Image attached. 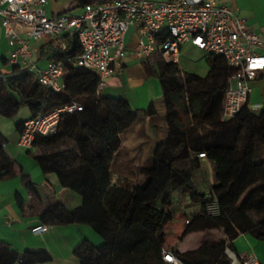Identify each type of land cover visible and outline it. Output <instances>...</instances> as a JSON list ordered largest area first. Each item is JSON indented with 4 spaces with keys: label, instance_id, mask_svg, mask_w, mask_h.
I'll return each instance as SVG.
<instances>
[{
    "label": "trees",
    "instance_id": "1",
    "mask_svg": "<svg viewBox=\"0 0 264 264\" xmlns=\"http://www.w3.org/2000/svg\"><path fill=\"white\" fill-rule=\"evenodd\" d=\"M96 1L105 0L90 2ZM63 43L64 49L60 42H52L46 52L49 61L63 63L61 92L36 80L30 95L34 72L18 66H13L15 77L8 81L14 79L20 88L29 82L17 94L32 117L72 102L82 107L79 112L61 117L55 134L37 136L32 152L44 172H54L60 186L81 199L80 206L73 210L57 202L49 203L40 213L41 224L87 225L102 239L99 247L81 241L73 251L80 264H164L161 252L165 249L164 230L172 221L168 210L172 191L187 194L193 204L200 205V212L187 220L179 241L206 231L220 235L217 242L196 249L184 245L168 249L181 264H233L238 258L233 241L238 236L245 234L264 241V127L254 128V115L247 105L233 120L221 121L222 98L234 73L221 57L207 54L206 77L181 76L178 66L168 65L160 58L155 61L169 134L164 143L154 142L151 164L138 171L141 181L129 188L110 182V163L119 149L120 134L137 118L155 115L154 104L135 110L120 97L100 96L96 74L68 62L81 52L77 42L65 38ZM143 65L146 73H151L152 67ZM202 98H206L204 110L200 108ZM9 100H5L9 103L7 115L21 104L14 99L11 104ZM197 128L202 134L197 133ZM194 153L204 154L216 165L215 182L208 194L193 183L192 169L177 167ZM2 168L10 173L7 164ZM212 201L218 207L215 216L206 213V206ZM50 261L44 250L18 254L7 246L0 247V264Z\"/></svg>",
    "mask_w": 264,
    "mask_h": 264
},
{
    "label": "crops",
    "instance_id": "2",
    "mask_svg": "<svg viewBox=\"0 0 264 264\" xmlns=\"http://www.w3.org/2000/svg\"><path fill=\"white\" fill-rule=\"evenodd\" d=\"M90 1L48 0L45 12L49 17L66 13L79 15L82 14L85 4L92 3ZM221 3L235 10L237 16L245 20L250 30L264 35V0H221ZM17 32L19 37L25 39L20 30ZM55 41L54 38H45L39 42L29 41L30 60L35 66L34 74L30 78V95L33 93L32 85L36 82V71L46 67L49 61L46 56L48 46ZM140 42H145V39L139 35L136 27L130 28L124 37L125 56L115 59V73L106 80L104 88L99 92L103 97H120L135 110H145L151 103L156 110V114L151 117L137 118L119 136V149L114 154L109 167L110 182L118 185L127 184L129 188H133L141 181L138 171L151 164L154 142L164 143L169 134L163 89L154 68V63L159 57L154 54L149 59L137 58L134 51ZM11 51L12 48L4 37L0 21V77L2 78L0 81V247L7 246L18 254L27 250H44L51 257V261L46 264H80L73 251L81 241H89L94 246L102 242L93 234L89 226L81 224L48 226L47 231L38 237H34L31 232L41 224L40 213L49 203L57 202L66 209L73 210L80 206L81 199L74 192L62 188L54 172L42 170L33 157L34 149L26 150L17 146L22 123L32 118V115L28 106L24 101H20L17 94L19 91H24L23 88L29 82L22 84L20 88L14 79L11 83L8 81L15 77L12 73L13 66L8 62ZM185 53L199 54L202 57L206 65L203 74L181 71V60ZM207 57L206 53L190 44L182 46L178 64L181 76L192 74L206 77L209 72ZM144 63L152 67L151 73H146ZM228 82L229 79L227 86ZM25 91L28 93L29 88ZM6 99H10L11 104L14 103L13 99L21 103L9 115H7L9 103L5 101ZM202 99L203 105L200 108L204 110L206 98ZM247 105L254 115L252 120L254 128L264 127V72L250 83ZM202 125L209 128L206 122ZM197 133L202 134L200 128H197ZM197 155L198 153H194L183 162L192 164L193 168L203 172L202 175L206 170L212 172L211 161L207 157L198 158ZM4 164L8 165L10 173H6L2 168ZM193 168L188 169L193 170ZM195 176L196 173L195 175L192 173L193 180ZM200 178L204 190L197 189L204 194L210 193L212 180L208 185L204 176ZM28 183L31 184V189ZM129 184H132V187ZM219 239L218 233L206 231L188 235L174 248L184 245L196 249L199 246L215 243ZM233 246L238 254L236 259L231 255L234 258L233 264H241L240 259L245 255H253L259 264H264V241L242 234L233 241Z\"/></svg>",
    "mask_w": 264,
    "mask_h": 264
},
{
    "label": "built area",
    "instance_id": "3",
    "mask_svg": "<svg viewBox=\"0 0 264 264\" xmlns=\"http://www.w3.org/2000/svg\"><path fill=\"white\" fill-rule=\"evenodd\" d=\"M47 1L0 0L1 27L12 48L10 65L28 71L35 69L30 60V40L54 38L64 49V39L73 38L81 52L68 62L96 74L99 93L115 73V59L125 56L126 33L136 27L145 39L134 51L139 59L156 54L166 64L178 66L182 46L190 44L206 54L221 57L234 70L222 98V122L233 120L247 105L250 83L264 72V35L250 30L245 20L221 0H105L85 4L82 14L55 17L47 16ZM17 30L25 39L19 37ZM63 74V63L50 60L43 70L36 71V80L58 93L63 89ZM81 110L78 103L72 102L25 120L17 146L33 150L37 136L55 134L61 117ZM197 157L206 158L204 154ZM206 213L218 214L216 201L207 204ZM47 229L41 224L31 232L38 237ZM161 260L164 264H181L170 250H162ZM241 264L259 262L255 256L245 255Z\"/></svg>",
    "mask_w": 264,
    "mask_h": 264
},
{
    "label": "rangeland",
    "instance_id": "4",
    "mask_svg": "<svg viewBox=\"0 0 264 264\" xmlns=\"http://www.w3.org/2000/svg\"><path fill=\"white\" fill-rule=\"evenodd\" d=\"M181 62H182L181 71L187 72V73L190 72V73L203 74L204 69L206 68L205 62L199 54L185 53ZM62 79L63 77L61 78V80ZM211 164H212L211 165L212 172H209L206 170L204 175H202L203 172H199L198 170L193 168L192 164L190 163L187 164L186 162H181L177 167L179 169H183V168L188 169L192 167L193 174L195 175L196 173L193 183L198 189L204 190L203 183L199 181V180H202V178L200 177L204 176V179L207 181L208 185H210L211 180L213 183L215 182L216 165L212 161H211ZM129 185L130 187H132V184H129ZM170 195H171L170 197L171 205L168 207V210H170L171 212L172 221L166 226L164 230V233L166 235L165 244H164L165 250L174 248L177 245H179V240L182 237L186 229V221L191 220L197 213L200 212V205L193 204L187 194L181 193L179 191H172ZM90 230L93 232V234L97 238L102 240L101 237L98 236L91 228ZM102 243L103 242H101L100 245H102ZM100 245L95 246V247H99ZM138 251L140 253L143 250L141 248V250H138Z\"/></svg>",
    "mask_w": 264,
    "mask_h": 264
}]
</instances>
